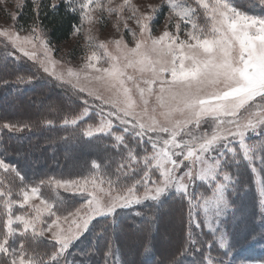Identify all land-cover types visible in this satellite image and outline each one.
<instances>
[{"label": "snow or ice", "instance_id": "6c2138e0", "mask_svg": "<svg viewBox=\"0 0 264 264\" xmlns=\"http://www.w3.org/2000/svg\"><path fill=\"white\" fill-rule=\"evenodd\" d=\"M31 3L30 25L19 23L27 0H17L11 24L0 27L4 66L30 62V68H15L12 79L0 77V86L29 85L43 73L74 97L59 118L71 135L61 139L105 140L112 155L103 163L93 159L76 178L35 181L0 158V264H91L93 257L96 264H125L115 236L117 210H151L150 216L133 213L150 232L168 199L180 204L182 243L166 262L153 260V245L144 240L146 264H183L189 256L193 264H234L239 241L228 218L240 189L255 184L264 225V0H250L251 12L233 0ZM61 3L79 20L71 32L84 41L78 65L55 58L41 21L42 12ZM165 8L164 28L155 35ZM107 24L111 35L101 39ZM40 123L55 127L57 120ZM32 127L3 120L0 135ZM62 193L80 202L69 205ZM87 234L90 246L80 250L86 259H69Z\"/></svg>", "mask_w": 264, "mask_h": 264}, {"label": "trees", "instance_id": "16d2710c", "mask_svg": "<svg viewBox=\"0 0 264 264\" xmlns=\"http://www.w3.org/2000/svg\"><path fill=\"white\" fill-rule=\"evenodd\" d=\"M44 3H51V0H44ZM32 16V3L31 0H27V6L23 9V15L20 16L19 23L27 27L32 23ZM41 21L47 38L52 45L67 40L71 35L72 25L79 23L78 17L67 12L63 3L54 12L51 10L42 12ZM17 67L21 71L29 70L30 62L20 65L9 64L5 67L3 60L0 59V77L12 79L10 73ZM38 75L43 77L41 74ZM70 96L71 94L66 93L64 88L57 84L52 85V81L48 77L38 79L32 84L24 86L11 83L7 86H0V121L33 123L30 131L26 130L22 133L12 134L7 133L5 130L0 135V158L16 164L29 181H35L46 176L63 178L71 176L66 171V164L61 150L63 144L67 142L61 137L69 136L71 132H66L59 125V118L70 107L74 106V97L70 98ZM43 118L56 119V126H43L40 123ZM62 195L66 197L69 205H78L80 202L79 196L72 197L67 193H62ZM166 203H163L159 211L155 212L157 218L150 232L142 228L143 221L133 214V210H124L119 213L120 227L117 229L115 236L117 245L121 250V260L125 264H146L150 254H147L142 261L138 260L141 259L140 256L142 257L144 240H150L153 245L152 251L155 253V255H152L153 260L165 258L167 262V259H170L176 253L178 246L182 243L181 214L178 215L179 218L177 219L178 235L173 236L175 240L172 243L158 245L153 236V234L158 233L161 221H163L162 208ZM138 210L145 213L146 216L153 215L151 210L145 208H138ZM91 239V234H87V238L78 242L71 250L73 255L69 259H75L76 261L86 259L81 256L80 250L86 251L90 246ZM124 245L128 246V249L134 246V252L127 254L123 248ZM96 261L97 258L93 257L91 264H96Z\"/></svg>", "mask_w": 264, "mask_h": 264}, {"label": "rangeland", "instance_id": "374dc122", "mask_svg": "<svg viewBox=\"0 0 264 264\" xmlns=\"http://www.w3.org/2000/svg\"><path fill=\"white\" fill-rule=\"evenodd\" d=\"M16 2L17 0H0V27L11 24L10 14L16 11ZM136 2L159 3L160 0H136ZM233 2L242 10L252 11L250 0H233ZM166 12L167 9L165 8L164 13H161L153 26L155 35H158L164 28ZM99 35L101 39L108 38L111 35V25L107 24L102 26ZM83 43L82 36L77 38L70 35L67 40L58 44H51V46L55 49L54 55L56 59H63L66 62H70L72 65H78L83 51ZM39 74L45 77L43 73ZM54 84L57 83L52 81V85ZM252 139L255 140L256 137H252ZM106 143L107 141L105 140H93L88 143L78 138L65 142L61 150L66 164V171L71 175L69 178H76L80 175L87 174L93 159L103 163L108 156L112 155L111 151L105 150ZM250 176V171L243 172L241 177L242 182L248 183ZM255 193L256 186L252 184L246 191L240 189L238 193L232 197L235 201L234 207L236 211L235 216H230L228 218V230L232 232L239 241L233 249L234 257L232 259L234 260V264H259L261 260H264V239H261L259 236V234L264 231V225H262L259 220V207ZM169 200L170 199L164 202L167 203L162 208L163 221H161L159 231L153 234L158 245H161V243H172L175 240L173 236H176V234L178 235L179 228L177 219L179 218V214L182 216L180 204L178 201ZM138 208L144 209L142 207H136L130 210L134 212L139 211ZM117 211L121 213L124 210L118 209ZM206 231L207 230H205V232ZM249 233H255L256 239L245 240L244 238L248 236ZM205 238L206 237H202V239ZM127 247L126 245L123 246L127 254L134 252V246L129 247V249ZM215 254V251H213V255ZM146 256L147 254L143 253L142 250V257L140 256L141 259L138 260L142 261ZM198 259L199 257H196L197 261ZM183 264H193L192 257L189 256L185 258Z\"/></svg>", "mask_w": 264, "mask_h": 264}]
</instances>
